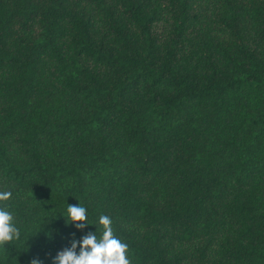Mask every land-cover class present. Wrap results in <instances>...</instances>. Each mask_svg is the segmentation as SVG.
Masks as SVG:
<instances>
[{
    "label": "trees",
    "instance_id": "obj_1",
    "mask_svg": "<svg viewBox=\"0 0 264 264\" xmlns=\"http://www.w3.org/2000/svg\"><path fill=\"white\" fill-rule=\"evenodd\" d=\"M6 191L0 264L102 214L131 264H264V0H0Z\"/></svg>",
    "mask_w": 264,
    "mask_h": 264
},
{
    "label": "clouds",
    "instance_id": "obj_2",
    "mask_svg": "<svg viewBox=\"0 0 264 264\" xmlns=\"http://www.w3.org/2000/svg\"><path fill=\"white\" fill-rule=\"evenodd\" d=\"M10 191L0 192V201H8ZM65 217V216H64ZM66 222L83 231L90 224L87 210L79 205L68 204ZM103 231L98 238L93 232L73 239L70 247H65L53 258V264H131L128 258V245L114 235L112 219L107 215L99 217ZM20 239V230L14 223V217L6 208H0V247L10 245ZM79 249V252L77 251ZM31 264H42L33 259Z\"/></svg>",
    "mask_w": 264,
    "mask_h": 264
}]
</instances>
